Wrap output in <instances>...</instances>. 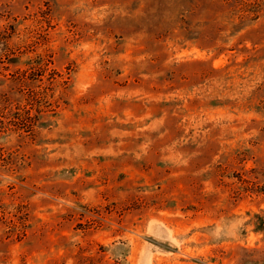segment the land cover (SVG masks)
<instances>
[{
  "label": "rangeland",
  "instance_id": "374dc122",
  "mask_svg": "<svg viewBox=\"0 0 264 264\" xmlns=\"http://www.w3.org/2000/svg\"><path fill=\"white\" fill-rule=\"evenodd\" d=\"M0 264H264V0H0Z\"/></svg>",
  "mask_w": 264,
  "mask_h": 264
}]
</instances>
